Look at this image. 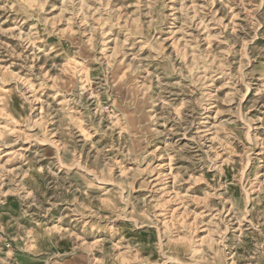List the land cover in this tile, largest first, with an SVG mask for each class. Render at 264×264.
<instances>
[{"label": "rangeland", "instance_id": "obj_1", "mask_svg": "<svg viewBox=\"0 0 264 264\" xmlns=\"http://www.w3.org/2000/svg\"><path fill=\"white\" fill-rule=\"evenodd\" d=\"M0 264H264V0H0Z\"/></svg>", "mask_w": 264, "mask_h": 264}]
</instances>
